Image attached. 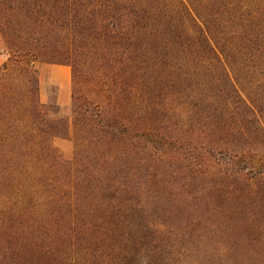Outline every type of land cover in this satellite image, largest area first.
I'll list each match as a JSON object with an SVG mask.
<instances>
[{
    "label": "trees",
    "instance_id": "trees-1",
    "mask_svg": "<svg viewBox=\"0 0 264 264\" xmlns=\"http://www.w3.org/2000/svg\"><path fill=\"white\" fill-rule=\"evenodd\" d=\"M0 55V264H264V0H0Z\"/></svg>",
    "mask_w": 264,
    "mask_h": 264
},
{
    "label": "rangeland",
    "instance_id": "rangeland-1",
    "mask_svg": "<svg viewBox=\"0 0 264 264\" xmlns=\"http://www.w3.org/2000/svg\"><path fill=\"white\" fill-rule=\"evenodd\" d=\"M5 61V57L0 55V66ZM41 84H40V92H41V100L43 102H48L50 97L54 96L57 98L59 104L62 108H68L72 102V74L70 67H61L59 70H52L51 64H46L42 66L41 69ZM70 82L69 86V97L65 99L67 102L63 104V99L59 98V90L60 85H64L65 82ZM57 146L63 152V154L67 157L71 156L73 153V143L69 139H58L56 141Z\"/></svg>",
    "mask_w": 264,
    "mask_h": 264
},
{
    "label": "crops",
    "instance_id": "crops-1",
    "mask_svg": "<svg viewBox=\"0 0 264 264\" xmlns=\"http://www.w3.org/2000/svg\"><path fill=\"white\" fill-rule=\"evenodd\" d=\"M61 67H67L64 65H52V70H59V68ZM69 86H70V82L66 81L64 85H60V90H59V98L63 99V104H66L67 102L65 101V99L67 97H69Z\"/></svg>",
    "mask_w": 264,
    "mask_h": 264
}]
</instances>
